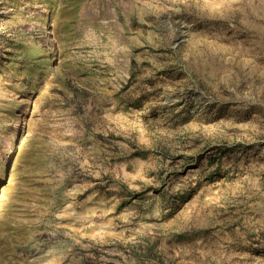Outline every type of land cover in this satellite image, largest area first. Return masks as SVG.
Masks as SVG:
<instances>
[{
  "label": "rangeland",
  "instance_id": "374dc122",
  "mask_svg": "<svg viewBox=\"0 0 264 264\" xmlns=\"http://www.w3.org/2000/svg\"><path fill=\"white\" fill-rule=\"evenodd\" d=\"M0 264H264V0H0Z\"/></svg>",
  "mask_w": 264,
  "mask_h": 264
}]
</instances>
